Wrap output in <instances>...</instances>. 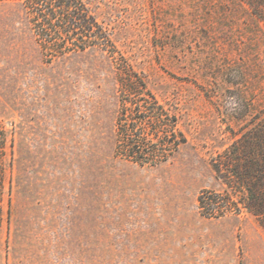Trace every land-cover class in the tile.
<instances>
[{"label":"rangeland","instance_id":"rangeland-1","mask_svg":"<svg viewBox=\"0 0 264 264\" xmlns=\"http://www.w3.org/2000/svg\"><path fill=\"white\" fill-rule=\"evenodd\" d=\"M84 1L108 50L46 52L0 0V264H264V210L234 174L264 170V0ZM130 70L187 140L155 166L116 151ZM207 189L239 209L203 216Z\"/></svg>","mask_w":264,"mask_h":264},{"label":"trees","instance_id":"trees-1","mask_svg":"<svg viewBox=\"0 0 264 264\" xmlns=\"http://www.w3.org/2000/svg\"><path fill=\"white\" fill-rule=\"evenodd\" d=\"M22 2L35 27L43 50L54 55L99 47L108 50L113 45L107 30L99 23L84 0H18ZM121 80L119 110L116 120V151L126 159L141 165L155 166L167 161L187 142L177 128V118L148 89L145 81L133 71H126ZM7 142L6 131L0 125V154ZM258 161L256 164L261 165ZM246 172L234 168L255 197V213L264 210V170L253 172L249 163ZM220 171V165L215 166ZM242 176H241V174ZM255 178V181L251 180ZM4 170L0 169V193L4 186ZM251 180L250 182H247ZM239 184L243 185L242 182ZM253 183V184H252ZM249 185V187H248ZM243 203V202H241ZM200 213L208 218L224 216L230 209H239L228 194L203 190L198 197Z\"/></svg>","mask_w":264,"mask_h":264}]
</instances>
